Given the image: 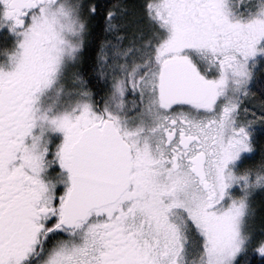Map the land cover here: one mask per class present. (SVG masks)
Listing matches in <instances>:
<instances>
[{
	"label": "snow or ice",
	"instance_id": "snow-or-ice-1",
	"mask_svg": "<svg viewBox=\"0 0 264 264\" xmlns=\"http://www.w3.org/2000/svg\"><path fill=\"white\" fill-rule=\"evenodd\" d=\"M0 264H264V0H0Z\"/></svg>",
	"mask_w": 264,
	"mask_h": 264
}]
</instances>
